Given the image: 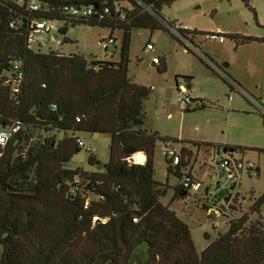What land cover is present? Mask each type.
Returning a JSON list of instances; mask_svg holds the SVG:
<instances>
[{"label": "trees", "instance_id": "1", "mask_svg": "<svg viewBox=\"0 0 264 264\" xmlns=\"http://www.w3.org/2000/svg\"><path fill=\"white\" fill-rule=\"evenodd\" d=\"M174 1L0 0V130L19 125L0 144V264H264V192L241 214L235 182L223 199L215 194L204 207L226 216L227 228L201 253L189 225L160 200L169 186L155 178V149L158 140L166 146L176 140L144 127L151 88L130 78L129 50L133 28L163 30L181 41L174 27L191 42L209 34L165 19L162 9ZM71 6H92L93 14L71 18ZM37 20L60 22L63 34L76 24L120 29L119 60L34 50L30 36ZM255 39L263 40L242 41ZM166 68L157 61L159 72ZM77 131L108 134L109 160L102 164L90 154L94 170L66 167L83 145L69 135ZM228 149L242 153L247 147ZM140 151L143 164L127 161ZM180 158L175 166L166 159L168 173L179 178L182 153Z\"/></svg>", "mask_w": 264, "mask_h": 264}, {"label": "rangeland", "instance_id": "2", "mask_svg": "<svg viewBox=\"0 0 264 264\" xmlns=\"http://www.w3.org/2000/svg\"><path fill=\"white\" fill-rule=\"evenodd\" d=\"M249 4L243 0H176L162 9V15L189 29L223 34L217 39H206L205 34H199L196 36L199 44L194 43L226 75L239 81L245 92L256 99L259 97L261 100H257L264 105V0H249ZM120 6L131 8L127 2ZM55 24L61 25L60 22ZM110 32L107 27L76 24L69 26L66 34L53 31L42 40L39 35H34L30 46L34 50L82 54L88 61H117L122 32L115 30L116 44L105 50L101 40ZM248 36L263 40L243 42ZM65 37L69 41H64ZM45 38L46 43L40 46L39 40ZM182 41L163 30L133 28L129 76L134 82L151 88L145 101L144 127L157 131L162 137L175 138L176 141L169 144L182 153V175L190 172L202 181L204 189L208 187V198L201 191L187 196L178 193L175 186L181 178L168 173V161L163 154L167 142L158 140L154 156L155 178L169 186L167 195L160 200L170 204V208L189 225L196 250L201 253L219 232L226 230L228 221L226 216L213 209L207 210L204 205L211 204L220 189L234 183L221 174L213 161L218 156L215 154L217 144L247 147L242 150V156L257 169L253 172L244 169L232 189L239 214L249 212L253 199L264 192V115L239 92H233L230 100L229 78L213 70ZM148 43L152 44L153 50H147ZM153 57L166 63L165 72L158 71L157 60L154 64ZM183 76H192L191 87ZM176 79L185 85L191 99L203 100L205 107H197L195 101L191 104L181 102ZM187 105L197 108L187 111ZM63 135L64 132L57 133V138ZM69 135H78L83 145L66 167L94 170L96 165L90 163V154L102 164L109 160L108 134L77 131L69 132ZM223 149L221 146L222 152ZM89 197L93 198L91 194ZM261 211L264 217V204ZM206 232L209 239L205 237Z\"/></svg>", "mask_w": 264, "mask_h": 264}, {"label": "built area", "instance_id": "3", "mask_svg": "<svg viewBox=\"0 0 264 264\" xmlns=\"http://www.w3.org/2000/svg\"><path fill=\"white\" fill-rule=\"evenodd\" d=\"M37 7V6H35ZM67 12L70 15L71 18H87L90 15L93 14V7L88 6V7H67ZM108 8L105 9V12H108ZM124 17V16H122ZM68 22V21H66ZM70 23V22H68ZM62 26L56 25L55 22L48 21V20H37L33 24V32L32 35L30 36V41H33L34 35H39L38 37L42 40L45 36L49 35L53 31H59V29ZM187 28V27H184ZM170 30L175 34L178 38L183 40L186 44V46L191 49L193 52L197 53L206 63L210 65L213 70L218 72L221 75H224L225 72L218 67L209 57L204 55L197 45L194 42L189 41L185 37H183L180 32L174 28L170 27ZM206 38H222L223 36L221 33H209L205 35ZM182 41V42H183ZM101 44L105 50H107L110 46L116 44V39L113 36H108L107 38H104L101 40ZM147 50H153L152 44H147L146 46ZM158 61V59H156ZM155 60V61H156ZM21 77V75H20ZM225 78L228 77L226 74L224 76ZM22 78V77H21ZM229 78V77H228ZM228 84L230 87V95L229 98H232V93L233 92H239L242 95H244L252 104H254L264 115V105L260 104V102L254 98L252 95L249 93L245 92L238 83L233 81L232 79H228ZM177 90L179 92V100L181 102H186L188 104L193 103V101L196 102L195 99H191L189 95H187V88L185 85L178 83L177 84ZM187 107H192L190 105H187ZM186 107V108H187ZM19 129V125H15L12 127L10 131L8 130H0V144L4 145L6 142L9 140L10 136L12 135V132H15ZM78 142L82 144L81 139H78ZM225 153V152H224ZM163 154L165 155V158L168 159L174 166L180 163V156L181 152H178L176 149L171 147V145H167L165 149L163 150ZM127 161L129 163H139L143 164L146 161V154L142 151L136 152L133 155L129 156L127 158ZM217 166L221 174H223L227 180H232L235 183L238 181L239 176L241 175V172L244 169H248L250 172H253L255 170V166L251 162H246L244 160V157L242 156V153L240 152H234V151H229L225 155L221 156L217 160ZM180 186H182L184 189H186L187 192L191 193H197L199 192L203 185L202 181L195 177L193 174L190 172H186L183 174V176L180 179ZM229 188V187H228ZM88 202H86V205ZM98 219V217L94 218V222ZM103 222L107 221V218H102L101 219Z\"/></svg>", "mask_w": 264, "mask_h": 264}, {"label": "crops", "instance_id": "4", "mask_svg": "<svg viewBox=\"0 0 264 264\" xmlns=\"http://www.w3.org/2000/svg\"><path fill=\"white\" fill-rule=\"evenodd\" d=\"M191 30H193V29H191ZM197 30V29H196ZM109 36H115V31H112L111 30V32H110V35ZM196 36L197 35H195L194 37H193V42H195V43H197V44H199L198 42H197V40H196ZM47 38V37H46ZM46 38L42 41V44H45L46 43ZM115 39H116V37H114ZM206 38V37H205ZM207 39V38H206ZM211 39V38H210ZM215 39H217V38H215ZM148 44H150V43H148ZM43 51V50H42ZM205 52V51H204ZM207 54V53H206ZM209 56V55H208ZM153 58H155V60L157 59L156 57H153ZM116 60H118V59H116ZM154 64H156L155 63V61H154ZM217 65V64H216ZM225 66H227V65H225ZM230 79H232L233 81H235L236 83H238L239 85H240V87L242 88V85H241V83H239V81H237L236 79H234V78H232V77H230L229 75H227ZM189 77H191V79H189L188 81H187V84H188V86H192V82H193V80H192V76H189ZM177 78H180V76H178ZM183 78H185V76H183ZM176 83L178 84V83H180V81L177 79V81H176ZM229 90H230V88H229ZM254 97V96H253ZM254 98H256V96L254 97ZM230 100H232L233 99V96H232V98H229ZM257 99H259V100H261L259 97L257 98ZM196 100V103H198L197 104V107H200V108H204L205 107V104H204V102H203V100H198V99H195ZM249 103H251V102H249ZM197 107H195V108H197ZM192 108H194V107H192ZM171 138V137H170ZM173 140H175V138H173ZM221 146H223V148L225 149V148H227L228 149V147L229 146H235V145H231V144H229V143H227V144H224V143H222V144H217L216 145V151H215V154L216 155H218L217 157H214L213 158V161L215 162V163H217V160L221 157V156H223V155H225L226 153H224V149H223V152H222V150H221ZM227 151H229V149L227 150ZM232 151V150H231ZM255 170H257L256 168H255ZM214 178V177H213Z\"/></svg>", "mask_w": 264, "mask_h": 264}, {"label": "water", "instance_id": "5", "mask_svg": "<svg viewBox=\"0 0 264 264\" xmlns=\"http://www.w3.org/2000/svg\"><path fill=\"white\" fill-rule=\"evenodd\" d=\"M155 63H156V61H155ZM227 150L228 149L225 148L224 149V152L226 153ZM231 150L232 149H229V151H231ZM205 192H206V194H208V187H205ZM228 192H229L228 187H224V188H222V189L219 190V192L217 193V196H218V198L223 199L228 194ZM183 194H186V193L184 192Z\"/></svg>", "mask_w": 264, "mask_h": 264}, {"label": "flooded vegetation", "instance_id": "6", "mask_svg": "<svg viewBox=\"0 0 264 264\" xmlns=\"http://www.w3.org/2000/svg\"><path fill=\"white\" fill-rule=\"evenodd\" d=\"M230 88V87H229ZM229 92H230V90H229Z\"/></svg>", "mask_w": 264, "mask_h": 264}]
</instances>
